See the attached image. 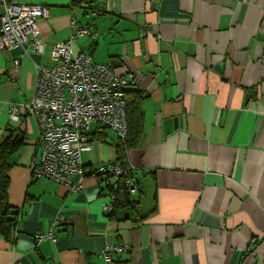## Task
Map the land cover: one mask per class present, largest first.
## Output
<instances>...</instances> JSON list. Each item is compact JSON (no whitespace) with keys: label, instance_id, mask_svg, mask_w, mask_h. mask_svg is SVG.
Here are the masks:
<instances>
[{"label":"crops","instance_id":"1","mask_svg":"<svg viewBox=\"0 0 264 264\" xmlns=\"http://www.w3.org/2000/svg\"><path fill=\"white\" fill-rule=\"evenodd\" d=\"M23 1L49 8L34 25L46 52L0 50V142L22 139L8 158L18 221L9 239L0 234V264H105L107 243L125 246L111 253L117 264H264V0ZM71 19L96 32L93 43L72 39L73 51L129 80L140 124L122 149L113 130L92 123L77 191L31 179L37 125L23 108L18 119L8 111L31 97L33 64L50 63ZM115 161L137 189L129 201L120 189L106 216L92 172ZM50 230L55 240L37 241Z\"/></svg>","mask_w":264,"mask_h":264},{"label":"built area","instance_id":"2","mask_svg":"<svg viewBox=\"0 0 264 264\" xmlns=\"http://www.w3.org/2000/svg\"><path fill=\"white\" fill-rule=\"evenodd\" d=\"M0 6V50L20 49L21 55L45 53L34 25L48 16V6L23 0H0ZM69 28V39L48 49L50 63L33 64L31 97L10 103L8 111L11 118L18 119V110L23 108L37 125L40 151L29 165L31 179L52 180L77 191L84 175L81 152L91 147L92 123L113 130L123 145L127 140L125 94L129 80L109 64L94 62L89 53L74 52L72 39L88 37L93 43L96 32L78 25L75 19L70 20ZM19 61L15 58L13 64L17 66ZM92 173L98 178L104 197L101 210L106 216L114 211L122 182L128 191L137 189L131 168L119 161L103 163ZM74 175L78 176L76 182L72 181ZM35 238L55 240L51 230ZM119 249L125 250V246L105 245L101 252L105 264H117L111 253Z\"/></svg>","mask_w":264,"mask_h":264},{"label":"trees","instance_id":"3","mask_svg":"<svg viewBox=\"0 0 264 264\" xmlns=\"http://www.w3.org/2000/svg\"><path fill=\"white\" fill-rule=\"evenodd\" d=\"M126 99V98H125ZM127 103V140L125 144L121 145L122 149L129 147L133 140H135L138 132L140 131L139 124V114H135L132 117V108H130V103L126 99ZM22 143V139L19 137L12 138L8 137L0 142V234L9 239L11 234L16 228L18 221V212L13 210L12 206L9 204L7 189H8V175L7 171L9 168L8 158L9 155L14 151L17 146ZM120 190L117 193V202L115 204V209L121 204V194ZM114 211L110 214L112 215Z\"/></svg>","mask_w":264,"mask_h":264},{"label":"water","instance_id":"4","mask_svg":"<svg viewBox=\"0 0 264 264\" xmlns=\"http://www.w3.org/2000/svg\"><path fill=\"white\" fill-rule=\"evenodd\" d=\"M121 189H122V191H123V193H124V195H125L127 201H129V197H128V193H129V191H128L127 187L125 186V184H124L123 182H122Z\"/></svg>","mask_w":264,"mask_h":264}]
</instances>
